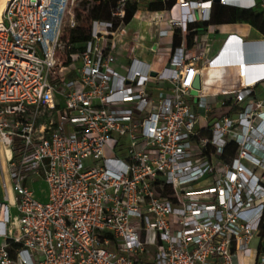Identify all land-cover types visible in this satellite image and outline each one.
<instances>
[{
    "label": "built area",
    "instance_id": "built-area-1",
    "mask_svg": "<svg viewBox=\"0 0 264 264\" xmlns=\"http://www.w3.org/2000/svg\"><path fill=\"white\" fill-rule=\"evenodd\" d=\"M168 1L114 0L111 17L94 18L75 42L80 0H9L0 178L15 198L0 202V264H240L254 240L262 250L264 98L253 94L264 64L253 73L243 59L247 84L213 90L206 69L229 64L217 63L228 43L246 42L231 33L208 58L203 42L186 38L216 4L264 11V0ZM151 2L164 5L151 21L160 26L169 12L183 40L161 70L122 35L127 8ZM256 46L263 59L264 43ZM34 177L46 184L44 200L28 184Z\"/></svg>",
    "mask_w": 264,
    "mask_h": 264
},
{
    "label": "crops",
    "instance_id": "crops-1",
    "mask_svg": "<svg viewBox=\"0 0 264 264\" xmlns=\"http://www.w3.org/2000/svg\"><path fill=\"white\" fill-rule=\"evenodd\" d=\"M254 10L260 11V10H262V8L257 7V8H254ZM152 11H154V10L149 9V8L136 10L133 17L129 21H126L127 27L125 29V32L131 36L130 38L126 37L129 41L136 43L140 47L146 49L147 52L146 53H140L141 56H143L144 58L151 59L152 62L154 63V58H155L157 53L155 55L151 54L150 48L152 46H154L155 43L158 41L156 37L158 36L159 30H158L157 26H159V25H157L151 21L150 18L152 15V13H151ZM163 25H165V29L168 30V34L166 36L168 37L169 41H168V43H166L165 49L167 51V54L170 56L173 48L181 45V43L183 41L182 35H181L180 31H172L169 28L167 23H165ZM176 32H179V36L181 38V42L177 46L174 45V36H175ZM218 33L225 36V39L231 33L237 34L238 36L243 38V40L246 42L245 44H248L250 46L251 50L249 51L248 57L250 58L251 72H253V73L256 72L257 67L262 66L264 64V58L261 59L263 57V51H262L261 56H259L258 50H256V47H257L256 45H258V43H261V42L264 43V33L261 32L260 30H258L253 25L246 23V22L216 23V24L213 23V24L208 25L207 27H203L202 30L195 33L191 40H189V38L187 36L186 40H187L189 47L193 46V44L195 42V38L198 42H203L206 45L205 49H206V53L208 55V53L211 51L212 46L214 45L213 43L215 42V39H216L215 35ZM235 45L237 46V45H241V44L236 43V44L232 45V44L228 43L225 46L227 48H225L224 51H222V54L217 59V63L222 61V60L224 61L225 59H233L232 57L234 55H238L237 59L232 60L233 61V63H232L233 68L231 69V73L234 75H237V71L239 70L240 65H241L239 63V66L237 67V62L240 61L242 63L243 56H241V53H239L241 49L237 48V50L239 52H237V53L234 52L235 51V49H234ZM123 58H125V57L123 56ZM227 62H229V61H227ZM199 65H201V62H199ZM226 67L230 68V64H228V66H226ZM214 71L215 70L211 71L210 76H214L215 78L222 80L224 77V74H225L224 69L217 71V72H214ZM216 75H218V77H216ZM253 98L254 99L264 98V82L256 85V87L254 88ZM194 103H195V100H194ZM222 111L223 110H218L217 112L220 113ZM2 181L3 180L0 178V202L7 201V199H6L7 193L9 195V197L11 198V200L13 201L15 198V193L11 188L10 181L7 179L8 190H6L3 187ZM28 184L35 191V195L37 198H39L41 200L46 199V189L44 188L43 189L44 191L42 190L41 194H37L36 189L34 187V186H39V185L45 184V182L41 178H38V177L35 178L34 177L28 181ZM10 206H11L10 207L11 212H13L15 214L17 212L16 208L12 205H10ZM253 243H254V245H253L251 255L244 257V262L246 261V259L248 257H252L254 250H256V255H257L256 259H258L259 251L256 249V246L258 245L259 241L254 240ZM262 250H263V248H262Z\"/></svg>",
    "mask_w": 264,
    "mask_h": 264
},
{
    "label": "rangeland",
    "instance_id": "rangeland-1",
    "mask_svg": "<svg viewBox=\"0 0 264 264\" xmlns=\"http://www.w3.org/2000/svg\"><path fill=\"white\" fill-rule=\"evenodd\" d=\"M108 2V1H107ZM104 6H105V2L104 1H98V0H80L79 6L77 8V27L76 28H80L85 30L86 32L89 30L90 24L92 22V20L95 18L93 15V10L94 9H98L99 12H102L104 10ZM107 10L110 11L111 10V4L108 3V7ZM106 11H103V15H105ZM161 14H163V17L165 19V21L163 22V24L166 23V20L170 17V13L169 12H165L163 13V11H160ZM174 14L177 16L179 15V9L178 7L174 8ZM161 24L160 26H157L158 30L165 29V25ZM69 29H67V33H68ZM221 33V32H220ZM220 33L215 35V42L213 43L214 45L211 48V51L208 53L207 57L211 58L214 55H216L220 48L223 45V42L225 40V36L221 35ZM122 35H125L126 37L130 38L131 36L129 34H127L125 31L122 33ZM120 37H122L120 35ZM159 45H160V49H157V54L154 58V63L153 66L155 69L157 70H161L163 69V67L167 64L168 60H169V55L167 54L166 51V43H168V37L167 36H159V31H158V36L156 37ZM133 43V42H132ZM133 45H136L137 48L135 49V54L138 56H141L140 53H146V49L140 47L139 45H137L136 43H133ZM128 46V45H127ZM242 56V54H241ZM143 57V56H141ZM233 59H237L238 55H234L232 57ZM233 59H231V61H229L230 64V69L233 68ZM241 63V62H240ZM119 69L121 71L125 70V67L123 65L119 66ZM238 74V71H237ZM75 74H72L71 77H74ZM216 77H218V75H216ZM217 80V78L215 79ZM78 87H80V84H78ZM199 112L203 113L204 112V108H201L199 110ZM36 189L37 194H41L42 190L45 188L46 189V184L43 185H39V186H34ZM44 191V190H43ZM3 240H1L2 242ZM254 245V243H253ZM257 255H256V250H254V253L252 255V257H248L246 259V261L244 262V256L242 253H239V262L240 264H256L257 261Z\"/></svg>",
    "mask_w": 264,
    "mask_h": 264
},
{
    "label": "trees",
    "instance_id": "trees-1",
    "mask_svg": "<svg viewBox=\"0 0 264 264\" xmlns=\"http://www.w3.org/2000/svg\"><path fill=\"white\" fill-rule=\"evenodd\" d=\"M112 1L114 0L104 1L105 6L103 11H106L105 15H103V11L99 12L98 9H94L93 10L94 17L109 19L111 17V10L108 11L107 7H108V3L111 4ZM172 4H173V0H169L168 7L172 6ZM148 8L153 10H160L164 8V5L161 2H151L148 5ZM136 10H137L136 6L127 8L125 20L129 21L135 14ZM235 22L249 23L264 33V12L262 10L256 11L254 10V8L252 9L239 8L234 6L222 5V4H216L214 6V11L211 21L202 23L199 26L203 28L213 23L216 24V23H235ZM194 34L195 33L193 32H190L188 34L189 40L193 38ZM71 37L73 41L79 42L85 40L88 37V35L85 30L77 28L72 30ZM180 42H181V38L179 36V32H176L174 36V45L177 46L180 44ZM261 236H262L261 248H263L264 250V228L261 231ZM261 252L262 250H260L259 254Z\"/></svg>",
    "mask_w": 264,
    "mask_h": 264
},
{
    "label": "bare ground",
    "instance_id": "bare-ground-1",
    "mask_svg": "<svg viewBox=\"0 0 264 264\" xmlns=\"http://www.w3.org/2000/svg\"><path fill=\"white\" fill-rule=\"evenodd\" d=\"M9 0H0V19H1V15L3 13V11L5 10L7 4H8ZM248 45V44H247ZM247 48V46H246ZM243 59L248 60V57H243ZM240 68H239V75H234L231 73V69L229 67H222V66H212L206 69L205 71V77H206V82L207 84H212V89L213 90H219L222 89L224 87H228L229 85V81H232L234 83H236L237 86L239 85H243L245 86L247 84V78L245 75H241V71H242V67L246 66L243 63H240ZM224 69L225 74L222 80L217 79L214 76H210L211 71L215 70L214 72L220 71Z\"/></svg>",
    "mask_w": 264,
    "mask_h": 264
},
{
    "label": "water",
    "instance_id": "water-1",
    "mask_svg": "<svg viewBox=\"0 0 264 264\" xmlns=\"http://www.w3.org/2000/svg\"><path fill=\"white\" fill-rule=\"evenodd\" d=\"M217 1H219V0H217ZM246 46H247V48H246ZM235 48V53H237V52H239L238 50H237V48L238 49H241L240 50V52L239 53H241L242 54V56L243 57H248L249 56V51L251 50V48H250V46L249 45H247V44H241V45H235L234 46ZM225 48H227V47H225ZM237 50V51H236ZM222 54V53H221ZM249 58V57H248ZM250 59V58H249ZM226 66H228V65H226ZM226 66H223V67H226ZM152 74L153 75H157V72H155V71H153L152 72ZM194 87H195V89H200L201 88V79H200V75H198L197 76V79H196V81H195V83H194Z\"/></svg>",
    "mask_w": 264,
    "mask_h": 264
}]
</instances>
